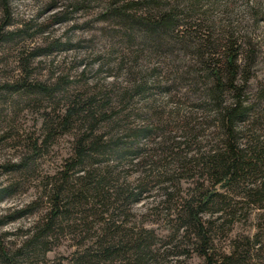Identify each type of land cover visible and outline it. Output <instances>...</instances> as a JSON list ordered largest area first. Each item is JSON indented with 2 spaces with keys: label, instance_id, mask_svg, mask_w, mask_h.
I'll return each mask as SVG.
<instances>
[{
  "label": "rangeland",
  "instance_id": "1",
  "mask_svg": "<svg viewBox=\"0 0 264 264\" xmlns=\"http://www.w3.org/2000/svg\"><path fill=\"white\" fill-rule=\"evenodd\" d=\"M136 1L142 0H0V264H133L137 257L128 247L137 239L141 264H204L181 216L184 201L202 192L221 193L229 203L218 212L209 204L200 214L211 221L214 259L242 245L241 264H264V201L251 202L242 189L212 183L190 160L222 138L199 106L208 101L210 79L198 56L206 41L221 45L231 39L241 71L235 85L243 84L245 69L250 73L241 99L251 111L239 124L264 141L257 126L264 125V115L251 114L264 106V0L130 4ZM124 5L135 15L174 9L183 32L174 39L168 30L149 35L130 27L112 14ZM23 83H41L47 92L30 94ZM233 94L227 91L224 99ZM88 97H95L93 111L104 105L106 120L92 132L90 122L75 117L58 126L71 101ZM193 126L195 142L188 130ZM83 133L120 140L103 156L69 170ZM249 136L244 133L242 142ZM92 168L106 185L130 188L134 197L113 195L104 205L74 200L52 232L32 250L25 247L49 220L56 189L78 191L80 169ZM108 241L116 252L88 263L85 256L100 253Z\"/></svg>",
  "mask_w": 264,
  "mask_h": 264
},
{
  "label": "trees",
  "instance_id": "2",
  "mask_svg": "<svg viewBox=\"0 0 264 264\" xmlns=\"http://www.w3.org/2000/svg\"><path fill=\"white\" fill-rule=\"evenodd\" d=\"M150 2L152 1L142 0L141 2L136 1L130 4L138 5L139 3H143L144 5H150ZM128 9L131 10L132 8L127 5L120 6L119 8L113 9L112 14L121 18L123 22H126L130 27H137L149 35H152L154 32L165 34L168 30L167 33L169 32L168 36L170 38L178 39V35L183 32V29L179 28V15L174 14L176 13L174 9L165 12L160 9L158 11H153V8L145 15L128 13ZM168 36L167 38H169ZM199 38L200 36L198 39ZM201 46L205 48V51H201L198 56L207 72L206 77L210 79V81L205 83L206 86L204 89L208 101H202L199 106L208 111L207 113L210 114L209 116L213 118L212 124H214V128H216L214 132L217 133V136L220 134L222 138H218V144L214 145L208 152H195L190 157V160L194 162V167L197 166L202 174L207 176L212 183L222 184L223 188L225 187L232 192L242 189V191H240L242 196L249 199L251 202H263L264 141L260 140L259 134L253 135L251 130H247L244 125L239 124L247 112L251 111L250 107L242 104L241 99L244 84L250 73L245 69L242 79L243 84L235 85V76L241 71L239 65L236 63V58L238 56L237 51L233 49L229 37H226L225 43L221 45H215L214 43H208V41H206V43L201 44ZM216 55H222L224 59L218 60L215 58ZM22 85L30 94L35 92L44 94L47 92L46 87L41 83L35 85L23 83L21 86ZM137 88H139L138 91H142L143 87L137 85L135 89ZM13 90H15V88H13ZM227 91L234 93L230 96V101L224 99V94ZM95 102V97H88L83 102L71 101V105L67 107L65 115L59 120L58 126L62 128L66 127L72 123L71 121H74L75 117L78 118V120L90 122L89 129H91L92 132V129H94L98 122L104 121L108 117L103 111L104 105H96L95 111L92 110L94 108L92 105ZM253 113L254 115H258V113L264 115V106L261 108V111H253L251 114ZM205 124H207V122H205ZM199 125L202 126L204 123H197V126ZM257 126L264 129V125L261 122H258ZM195 129V126L188 129L189 135L191 132L193 142H195L194 140L197 136ZM247 131L251 132V136L243 143L242 141L245 139L244 133ZM116 138L117 139L112 137L105 138V135L102 134L93 136L92 133H83L80 138L78 137L76 140L74 155L67 169L70 170L76 166L83 165L90 160L93 155L103 156L118 145L120 138ZM178 145L177 147H179ZM166 149L172 150L173 148L171 146ZM94 162H98V159ZM80 172L81 174L74 179L76 183L79 184V190L75 191L73 187L64 189L63 185H60L59 188L56 189L53 194V209L49 212V220L44 223L38 232H33L31 234L25 242V247L32 250V248H35L37 245V240H39V238L52 232L55 221L66 216L70 204L77 203L81 199L87 204L91 198L92 201H100V203L104 205L105 200H108L113 195L117 197V200L128 199L135 195L130 188L121 185H106L105 177L98 175L93 168L87 171L80 169ZM67 178H70V176ZM243 183L247 185L244 187ZM111 189L113 190L111 191ZM74 200L78 201L75 202ZM209 204L212 205L211 210H215L216 212L229 207V203L226 202L223 194L202 192L197 199L190 198L184 201L181 209V216L183 218L182 226L185 230H190V232L194 234V238L198 241V253L204 258V264H241L243 259H241V252L238 251L237 247L240 248L242 245H236L234 250L231 251L232 253L229 255L224 254L220 256L219 259H214L213 255L210 253L211 240L209 237V228L211 221L202 219L200 216V214L208 208ZM215 207L216 209H214ZM109 241L105 242L107 243V247H103L100 253L96 252L93 255H90V253L85 256L89 259L88 263L95 261L100 255L108 257L109 254L116 252L117 248L113 246V241ZM142 247L143 244L141 243V239L135 240L134 245L128 247V249L134 251L137 257V259L133 261V264H141V259L144 257V254L141 255ZM3 256V260H8L5 252ZM10 261L11 260H8V262Z\"/></svg>",
  "mask_w": 264,
  "mask_h": 264
}]
</instances>
